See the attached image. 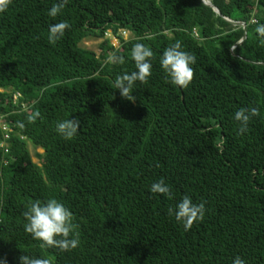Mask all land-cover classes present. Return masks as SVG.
Segmentation results:
<instances>
[{
    "label": "trees",
    "instance_id": "trees-1",
    "mask_svg": "<svg viewBox=\"0 0 264 264\" xmlns=\"http://www.w3.org/2000/svg\"><path fill=\"white\" fill-rule=\"evenodd\" d=\"M56 2L12 0L0 13V121L12 129L5 138L0 127V264H21L22 255L52 264H233L237 256L264 264V64L255 63L264 61L255 31L264 0H68L52 18ZM61 21L71 28L52 44L49 26ZM87 38H105L100 54L81 47ZM177 41L197 61L187 89L160 64ZM138 42L153 51L152 75L133 86L132 102L114 81L136 70ZM241 107L260 111L243 136L234 119ZM72 118L80 130L65 140L56 124ZM29 143L43 150L41 165ZM160 179L172 198L150 191ZM185 195L206 208L188 231L168 214ZM50 198L79 225L70 252L41 248L24 230L29 204Z\"/></svg>",
    "mask_w": 264,
    "mask_h": 264
},
{
    "label": "clouds",
    "instance_id": "clouds-1",
    "mask_svg": "<svg viewBox=\"0 0 264 264\" xmlns=\"http://www.w3.org/2000/svg\"><path fill=\"white\" fill-rule=\"evenodd\" d=\"M67 3L68 0H58L49 9L48 15L52 18L57 17ZM11 4L12 0H0V13L6 12ZM70 28L71 25L67 21L50 25L48 41L55 44L63 38L66 30ZM255 31L261 38H264V24H258ZM181 49L182 45L179 41L167 47L162 54L160 64L172 85L187 89L194 80L195 70L193 65L197 61L195 55ZM131 58L135 63L136 70L118 75L114 84L123 98L134 102L133 86L136 82L147 84L149 77L152 75L151 60L153 59V51L149 46L138 42L131 49ZM108 59L110 62L125 63L123 56H109ZM255 63L259 66L264 64V61ZM40 116L41 113L36 111L29 114L27 120L29 123H35ZM259 116L258 107L239 108L234 114V119L238 122L237 134L239 136L245 135L249 131L250 121ZM17 125L21 129L25 127V124L21 121H18ZM80 125L81 121L77 118L58 121L56 132L63 139L72 140L78 134ZM0 127L6 134L5 138H8V134L12 131L11 127L2 121H0ZM150 191L153 194H162L172 198L171 188L165 183L164 179L152 183ZM205 212V204L203 202L194 203L188 195H185L175 207L168 209V214L182 223L185 231L191 230L196 222L203 221ZM23 216L26 220L24 230L34 240L41 242V248H56L61 252H70L80 245L79 225L74 223L73 213L57 199L50 198L44 202L36 200L29 204ZM19 259L21 264H52L50 259L30 255H22ZM233 264H246V262L243 258L237 256L234 258Z\"/></svg>",
    "mask_w": 264,
    "mask_h": 264
},
{
    "label": "rangeland",
    "instance_id": "rangeland-1",
    "mask_svg": "<svg viewBox=\"0 0 264 264\" xmlns=\"http://www.w3.org/2000/svg\"><path fill=\"white\" fill-rule=\"evenodd\" d=\"M120 35L122 36L124 41H129L132 38V34L129 30H121ZM105 38H107L111 45L114 47H119L120 45V39L116 38L111 31H108L105 35ZM105 38H100V39H96V38H87L85 40L82 41L81 43V47L89 49V50H93L94 52H96L97 54H100L101 52V48L100 45L102 44V42L105 40ZM4 128V127H3ZM29 152L30 155L32 156V159L35 163L41 165V161L39 160V158L37 157V153H43L42 149H35L30 143H29Z\"/></svg>",
    "mask_w": 264,
    "mask_h": 264
},
{
    "label": "water",
    "instance_id": "water-1",
    "mask_svg": "<svg viewBox=\"0 0 264 264\" xmlns=\"http://www.w3.org/2000/svg\"><path fill=\"white\" fill-rule=\"evenodd\" d=\"M204 2L206 3V4H210L211 5V2H208L207 0H204ZM214 10L216 11V12H218L219 13V11L214 7Z\"/></svg>",
    "mask_w": 264,
    "mask_h": 264
},
{
    "label": "bare ground",
    "instance_id": "bare-ground-1",
    "mask_svg": "<svg viewBox=\"0 0 264 264\" xmlns=\"http://www.w3.org/2000/svg\"><path fill=\"white\" fill-rule=\"evenodd\" d=\"M208 2H210L209 0H207Z\"/></svg>",
    "mask_w": 264,
    "mask_h": 264
}]
</instances>
